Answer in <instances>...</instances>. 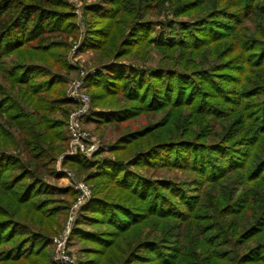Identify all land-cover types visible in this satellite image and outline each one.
<instances>
[{"label":"trees","instance_id":"obj_1","mask_svg":"<svg viewBox=\"0 0 264 264\" xmlns=\"http://www.w3.org/2000/svg\"><path fill=\"white\" fill-rule=\"evenodd\" d=\"M84 10L92 20L77 51L101 65L84 80L86 121L162 117L123 129L107 151L63 160L92 183L72 232L86 244L76 264H264V28L244 33L264 22V1L98 0ZM74 18L61 0H0V264L47 261L44 221L65 208H48L57 189L43 177L74 105L63 59H7L66 50ZM162 168L188 179L138 172Z\"/></svg>","mask_w":264,"mask_h":264},{"label":"rangeland","instance_id":"obj_2","mask_svg":"<svg viewBox=\"0 0 264 264\" xmlns=\"http://www.w3.org/2000/svg\"><path fill=\"white\" fill-rule=\"evenodd\" d=\"M61 1L64 2L68 7H70V12L75 17L72 22H74L77 27V30L75 31L76 32L75 35L66 40V43L68 44V48L64 51L57 49L51 50L48 55H43V54L37 55V54H32L30 51H25L24 53L18 54L19 56L16 55L9 56L7 61L12 63H17L18 61L31 62L40 67L49 68L51 65L50 62H52L51 60L60 57V59H63L68 64V67L72 70L70 75L69 76L67 75L69 81L67 82L66 86L63 88V92L67 96V92L72 86V83L75 80L79 79L81 70L86 71V73L88 72L91 73L95 71V69L99 70L101 66L100 64L95 63L96 59H98L97 53L91 50H84L80 52L77 51L83 41V37L86 36L88 30L86 23L91 22L92 20L91 15L88 12H85L84 8L90 4L98 3V0H61ZM209 8L211 11L212 10L211 7ZM185 18L186 17H182V19ZM244 27H246V30H248V31H244V33H246L248 36L259 38L256 32H261V29L264 28V22L258 19L252 22L247 21L245 22ZM59 39L60 38L57 37L52 40L58 41ZM158 59H159L158 57L154 58V60L150 62V64L151 63L156 64L158 62ZM130 61H131L130 57H125L122 58L120 62H122L123 64H127ZM36 74L38 73L36 72ZM59 74L60 76L66 78L64 72L60 71ZM85 94L89 98V93L88 91H86V89H85ZM11 96L13 97L11 98L13 103V101L16 99L15 94L12 92ZM91 104L92 103L90 101V112H91ZM126 104L127 103L124 102L122 103V106ZM75 109L76 107H74V105L73 106L71 105L69 107V113H71ZM11 112L14 113L13 110ZM68 116L65 119L66 128L63 129L66 136L68 137V142L66 143V146L62 151V153H60L54 159V164L46 168L45 170L46 174L43 177L44 182L48 186L57 189L56 194L49 197L51 198L50 199L51 204L48 206V208L58 206L65 209L62 211L59 217H55L51 220L44 221L43 232L48 234L49 244L41 250L43 254L46 256L47 261L43 263L42 259L40 258L32 259L37 264H60L59 262L55 261L56 246L54 240H59V238H63V237L66 238L64 248L66 252L70 255L72 259V264H76V262L79 259L85 258L82 254V250L86 246V244L80 242L78 238L72 237L73 229L76 225L77 219L80 214L79 211L73 213L74 212L73 206L77 198V192L75 190V187L83 183L91 191L92 183L87 181L88 171L82 170L80 167L71 163L63 165L64 164L63 160L65 159V157L73 158L70 157V155L68 156V149H69V134L67 130ZM161 117H162V113H157L154 116L142 115L125 123L122 126L123 128H115V125H105V124L97 125L93 122H87L85 118V120L83 121L84 122L83 126L84 129L89 133V137H88L89 142L96 146V153H97L100 150L107 151L108 149L107 146L109 144H112L117 139V137L119 136L118 133L123 131V129L133 130V129L141 128L151 123L157 122ZM109 155L113 156L112 154L102 153V156H109ZM51 172H56L57 174H59L60 175L59 178H54L53 175H51ZM138 172L141 175L152 179L167 178L175 181L187 180L189 176L188 173L186 172H181L171 168L158 169L155 170L156 173H152L149 171L147 175L144 169H141ZM235 190L236 192H238L239 189L237 188ZM72 192L73 195H71ZM212 195L215 194L213 193ZM21 216H22L21 219H23L24 212L21 213Z\"/></svg>","mask_w":264,"mask_h":264},{"label":"built area","instance_id":"obj_3","mask_svg":"<svg viewBox=\"0 0 264 264\" xmlns=\"http://www.w3.org/2000/svg\"><path fill=\"white\" fill-rule=\"evenodd\" d=\"M86 75V71H80L79 79L72 83L66 96L74 103V107H76L75 110L69 113L67 121V130L69 134L68 156L70 155V157L82 155L86 158H90L96 152V146L89 142V133L83 126V121L90 113V101L85 94L84 87ZM75 190L77 192V198L73 206V213L79 211L80 208L89 201L91 196V191L83 183L77 185ZM65 240V237L54 240L56 246L55 261L60 264H72V259L64 248Z\"/></svg>","mask_w":264,"mask_h":264}]
</instances>
